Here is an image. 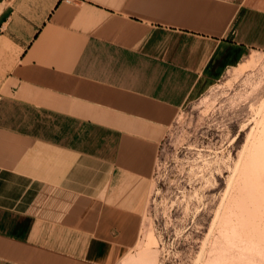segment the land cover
<instances>
[{
  "label": "crops",
  "instance_id": "obj_1",
  "mask_svg": "<svg viewBox=\"0 0 264 264\" xmlns=\"http://www.w3.org/2000/svg\"><path fill=\"white\" fill-rule=\"evenodd\" d=\"M262 49L264 0H0V264H118L177 111Z\"/></svg>",
  "mask_w": 264,
  "mask_h": 264
},
{
  "label": "rangeland",
  "instance_id": "obj_2",
  "mask_svg": "<svg viewBox=\"0 0 264 264\" xmlns=\"http://www.w3.org/2000/svg\"><path fill=\"white\" fill-rule=\"evenodd\" d=\"M118 264H264V49L177 111Z\"/></svg>",
  "mask_w": 264,
  "mask_h": 264
},
{
  "label": "bare ground",
  "instance_id": "obj_3",
  "mask_svg": "<svg viewBox=\"0 0 264 264\" xmlns=\"http://www.w3.org/2000/svg\"><path fill=\"white\" fill-rule=\"evenodd\" d=\"M254 130H255V129H254ZM252 131H253V129H252ZM252 131H251V132H252ZM255 137H256V136H255ZM249 142H251V141H249ZM230 205H231V204H230Z\"/></svg>",
  "mask_w": 264,
  "mask_h": 264
}]
</instances>
